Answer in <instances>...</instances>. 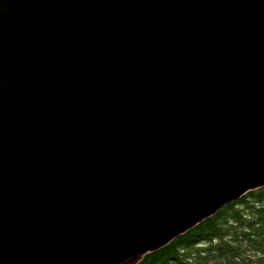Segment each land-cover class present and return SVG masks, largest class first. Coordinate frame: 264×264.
Returning <instances> with one entry per match:
<instances>
[{"label": "water", "instance_id": "95a60500", "mask_svg": "<svg viewBox=\"0 0 264 264\" xmlns=\"http://www.w3.org/2000/svg\"><path fill=\"white\" fill-rule=\"evenodd\" d=\"M264 188V0H0V264H140Z\"/></svg>", "mask_w": 264, "mask_h": 264}, {"label": "trees", "instance_id": "16d2710c", "mask_svg": "<svg viewBox=\"0 0 264 264\" xmlns=\"http://www.w3.org/2000/svg\"><path fill=\"white\" fill-rule=\"evenodd\" d=\"M140 264H264V188L228 205Z\"/></svg>", "mask_w": 264, "mask_h": 264}]
</instances>
